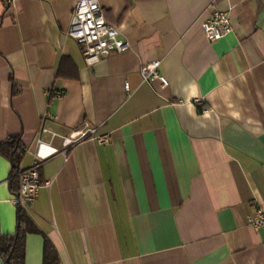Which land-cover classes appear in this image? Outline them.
Listing matches in <instances>:
<instances>
[{"label": "crops", "instance_id": "1", "mask_svg": "<svg viewBox=\"0 0 264 264\" xmlns=\"http://www.w3.org/2000/svg\"><path fill=\"white\" fill-rule=\"evenodd\" d=\"M77 0H0V142L20 137V170L41 154L25 264H264V0H100L130 44L88 68L68 36ZM231 12L232 32L202 24ZM167 79L144 82V65ZM126 85H129L127 90ZM56 87L61 98L50 97ZM109 143L36 146L42 119ZM0 153V231L15 234L18 185Z\"/></svg>", "mask_w": 264, "mask_h": 264}, {"label": "built area", "instance_id": "2", "mask_svg": "<svg viewBox=\"0 0 264 264\" xmlns=\"http://www.w3.org/2000/svg\"><path fill=\"white\" fill-rule=\"evenodd\" d=\"M231 21V12L214 10L213 14L202 24L208 41L215 43L228 36L233 30ZM68 36L81 46L83 58L88 68L114 53H122L130 48V44L120 37V31L107 23L100 0H77ZM160 65L159 61L144 65L141 69L143 81L149 82L150 79H159L164 87L167 86V79L158 74ZM126 88L129 90V85H126ZM48 95L61 98L62 92L53 87ZM53 119L56 118L49 113L44 115L36 137L37 147L50 145L55 139L61 138L63 146L61 153L66 156L82 140L92 138L100 144L109 143L111 140L108 135H97L96 129L88 125L69 135H60L48 125L49 120ZM41 159V154L34 152L31 166L21 170L17 175L19 191L14 203L18 208L22 207L28 212L38 199L40 190L44 187H50L52 184L50 181H43L41 178ZM249 224L256 230L264 228V207H258L254 210L249 217Z\"/></svg>", "mask_w": 264, "mask_h": 264}, {"label": "trees", "instance_id": "3", "mask_svg": "<svg viewBox=\"0 0 264 264\" xmlns=\"http://www.w3.org/2000/svg\"><path fill=\"white\" fill-rule=\"evenodd\" d=\"M0 153L12 163V189H15L16 184L19 188L17 175L21 171V163L26 153L20 137H11L5 142H0ZM17 221L15 234L4 235L0 231V257L5 264H25L27 235L39 232L29 212L22 207L18 208ZM44 264H59L57 251L48 239H45Z\"/></svg>", "mask_w": 264, "mask_h": 264}, {"label": "water", "instance_id": "4", "mask_svg": "<svg viewBox=\"0 0 264 264\" xmlns=\"http://www.w3.org/2000/svg\"><path fill=\"white\" fill-rule=\"evenodd\" d=\"M0 264H5L1 257H0Z\"/></svg>", "mask_w": 264, "mask_h": 264}]
</instances>
